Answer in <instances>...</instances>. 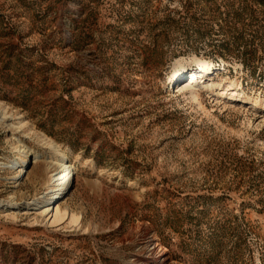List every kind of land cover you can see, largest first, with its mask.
I'll return each instance as SVG.
<instances>
[{
    "label": "rangeland",
    "instance_id": "374dc122",
    "mask_svg": "<svg viewBox=\"0 0 264 264\" xmlns=\"http://www.w3.org/2000/svg\"><path fill=\"white\" fill-rule=\"evenodd\" d=\"M0 264H264V0H0Z\"/></svg>",
    "mask_w": 264,
    "mask_h": 264
},
{
    "label": "bare ground",
    "instance_id": "6f19581e",
    "mask_svg": "<svg viewBox=\"0 0 264 264\" xmlns=\"http://www.w3.org/2000/svg\"><path fill=\"white\" fill-rule=\"evenodd\" d=\"M195 65L197 66V69H198V70H196V72L200 71V72L206 73L207 69L211 68V66L213 64L209 66L205 60L199 59V60L195 61ZM191 68H192V66L190 64H187L185 62L180 61L175 67L173 77L176 76V79H177L181 75L191 74L192 73V72H190ZM201 76H202L201 74L196 75L194 72L186 80L187 83L185 84L184 89L186 91H189L190 95L192 97L196 96V93L193 90L195 87V83H194L195 81H193V80H194V78H198ZM208 81H209V78L207 80H203L200 82L198 81V83L201 84L202 87H204V88L212 87V84L208 83ZM215 91H218V92H216V94H219L221 92L223 93L224 92L223 86L221 84H217ZM235 97H237V100H241V101L245 102V98H243V97L240 98L239 96H235ZM50 145H52V143ZM54 148H55V145H54ZM66 162H67L66 157L64 155L58 154V157L56 159V165L58 168L57 170L61 169L62 167H64V168H63L62 172L58 175L59 177H57V176L53 177L52 182L56 181V183L53 186H51L50 189L46 193L42 194L39 199H35L31 203H28V204H26V203H22V204L21 203H12V207H20V206L26 207L29 204L30 205H37L40 203L48 202L49 203L48 205L43 206L42 213L49 212L50 209L53 208V206L51 207V204H53L56 201V199L58 197H60L66 191V189L70 186V184L72 182V179L74 176L73 168L71 166L65 167ZM50 176H53V175H50ZM48 181L51 182V179H48ZM154 246L155 245L151 242H148V244L146 246V248H147L146 252L147 253H146L145 257L147 259V262H151V261L154 263L164 262L165 257H164L163 251L159 250L160 253L156 254V252L154 251V249H155Z\"/></svg>",
    "mask_w": 264,
    "mask_h": 264
}]
</instances>
